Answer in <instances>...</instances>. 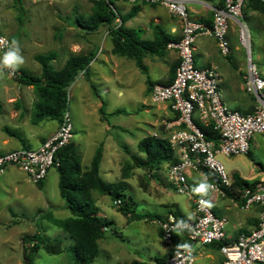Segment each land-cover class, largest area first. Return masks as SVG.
<instances>
[{
  "label": "crops",
  "instance_id": "crops-1",
  "mask_svg": "<svg viewBox=\"0 0 264 264\" xmlns=\"http://www.w3.org/2000/svg\"><path fill=\"white\" fill-rule=\"evenodd\" d=\"M186 1L191 18L208 26L212 25L214 11L225 7L224 0ZM114 5L119 16L115 24L118 26L123 25V27L129 30L135 31L138 37L143 41L155 40L157 34L155 27L163 30L173 42L178 41L182 36L181 21L172 15L164 6L150 4L148 0H138L134 4L116 0V4L114 3ZM252 14L259 15L257 13ZM235 28L236 32H238V23L233 22L230 31H234ZM79 30L83 31L84 36L87 33L86 35L88 37L85 39L90 40L89 37L92 33L81 28ZM95 37L93 41H87L89 42L88 45L91 46L89 51L73 54L88 55L91 52L95 53V57L88 69L81 72L76 78L78 82L81 81L80 85H82V88L78 87L79 83L76 85V87L81 88V90L76 94L73 93V98L78 99L80 107L85 114H89L90 109L100 113L101 108L105 107V104L101 100L96 101L95 99L96 103L93 104V92L91 90L93 86L89 85V80L93 79V77L99 79V81L102 82L101 84L105 85L104 88L107 90L111 88V90L115 93L117 92V94L133 95L136 93V96L140 95L150 98L151 100L152 85L157 83L168 85L174 81L180 63V57L176 50L167 49L163 56L152 54L145 56L143 58V64L147 69L145 72L138 67L135 60L113 53L114 45L108 26L101 27L100 30L96 32ZM234 40H236V42H234ZM234 40L230 42L232 54L229 57H224L220 53L214 38L209 36L198 37L194 50L195 63L199 68L216 69L221 76V89L225 104L230 109L238 110L243 114H249L253 112L254 103L245 95L247 94L244 85L246 75L245 69L241 67L238 68L237 65H233L229 61L231 56L233 59L236 56L239 57L238 59L241 62V58H243L241 48H245L241 45L237 34L234 36ZM23 54L25 64L19 68L20 71H26L25 66H27V63H31L32 60L36 61V56L38 55L34 54L28 59L25 58L26 53L24 51ZM89 72H92V76L90 75L91 77H87ZM82 80H84L83 83ZM93 82L94 81H91L90 83L92 84ZM74 85L75 84H73V86ZM5 86L6 84H4V87L1 89V92H4L2 94L3 98L0 97V156L15 150L39 149L47 139L59 130L61 123L50 119L35 123L33 116L34 111L27 107L23 99L25 90L17 89V91L13 93L9 86ZM26 87L27 90H32L31 92L35 94L33 86ZM38 101L36 95L33 100V108ZM138 104L143 106V111L148 115V119L151 117L150 120H145L147 127L151 129V131H148L147 134L143 132L142 135H145L137 139V145L139 146V142L145 137L156 135L169 140L171 131L168 129L167 124L176 123L179 118L178 113L172 110L171 104L168 102L155 103L152 100L153 105L149 107L150 104L145 98ZM118 111L119 110H115L111 114H116ZM157 122L163 124L161 125L163 127L161 132H159V129L156 130L158 126L156 124ZM140 125L142 129V123L138 124V128H140ZM115 128L117 127L114 126L111 128V126L105 125L104 129L101 131L104 133L102 138H100L99 141L95 140L94 147L91 148H88L81 139L75 142L73 137L71 142L81 157L83 171H86L91 166L99 146L104 145V155L100 173L102 176L104 162L107 158H110L111 163L105 172L111 173L115 181L108 182L104 179V176H102L108 183L121 181L124 168L128 164L131 165L130 154L139 155L138 147L137 152L132 153L126 150L127 148L125 149V146H120L118 143L113 147L106 145L107 133L111 135V132H114ZM175 129H178L176 125ZM120 130L124 129L121 127ZM252 145L258 149H262L264 146V135H255L251 142V147H253ZM174 150L179 162L180 151ZM124 154L128 155L125 156ZM218 158L224 164L231 177H233L234 174H238L244 180L250 183L256 182L257 184L264 180V163H258L251 153L236 157L219 155ZM171 165L164 164L158 173L154 172L151 174L142 169L130 166L129 178L125 181L129 186L132 182L136 183L138 188L144 192V194H147V200H143L146 204V208L142 210L138 208L136 210L134 209L132 218L124 216L121 212L115 215L111 212V207L116 208L111 197L103 196L97 192L93 193L98 215L109 222V225L105 228L103 238L99 240V248L102 246V250L106 252L110 259L106 264H146L139 254V249L144 248L149 249V253L154 251L159 256L155 258L157 263L166 262L175 251L183 248L181 247L182 245H187L188 241L183 232L177 231L174 235L175 240L173 244H166L163 239L160 220L166 219L169 215H175L186 221L196 219L192 196L204 197L208 200L212 210L217 216L225 217L228 220L226 240L229 243L236 241L241 234H250L258 228L261 216V207L258 204L252 205L250 209H245L243 197L240 196L239 193L233 191L232 188H225L221 192H215L210 189L207 195L197 194L194 188H196L201 181L206 178L207 183L211 185V182L209 176L205 172L193 168H189L185 171L191 196L188 194H180L177 192L174 183L169 179ZM115 171H120L121 177L115 176ZM145 175L147 177H145ZM140 176H142V178H139ZM0 179L3 180V185L7 188L8 207L10 208V214L16 219V224L23 222L19 221V219H25L27 215H31L30 217L35 216V221L37 219L39 220V218L47 219L50 215L56 219L71 217L72 214L70 210L67 209L66 202L59 192V173L57 167H53L49 171L42 187L34 184L28 174L14 166L8 167L5 173L0 176ZM213 183H218L216 177ZM49 184H51V192H55L54 195L49 193ZM12 197L15 199L13 200ZM140 197L141 195H139V198H135V201L133 200V205L137 206V204L140 203ZM15 207H20V211L14 210ZM61 213H66V216L67 214L69 216H65L66 218H59L58 215ZM9 221L13 222L12 219ZM39 229L40 228H35V226H33L30 233L33 232L32 234H35ZM63 232L67 235L64 230ZM126 243L133 246L134 250L128 249L127 246L124 245ZM70 246H72V244H69L67 248L63 247L61 255H63L64 251L68 252ZM195 254L196 258L194 264H223L225 260L219 244L195 246ZM119 255H121V257ZM97 258L93 264H96Z\"/></svg>",
  "mask_w": 264,
  "mask_h": 264
},
{
  "label": "built area",
  "instance_id": "built-area-1",
  "mask_svg": "<svg viewBox=\"0 0 264 264\" xmlns=\"http://www.w3.org/2000/svg\"><path fill=\"white\" fill-rule=\"evenodd\" d=\"M90 2L111 3L113 0H88ZM130 4L138 0H122ZM150 4L161 5L182 23V36L171 42L168 49H174L180 57L179 67L171 84H154L151 98L155 103L171 104L178 113L176 123H168L171 131L169 143L180 151V160L170 166L169 179L180 194L191 196L185 171L193 168L217 178L218 183H211L212 191L221 192L232 188V177L219 155L225 157L245 156L250 153L251 142L255 135H264V77L257 66L248 61L245 75V91L255 99L252 113L243 114L230 109L223 100L221 76L214 68H199L195 63V43L200 36H209L216 41L224 57L232 54L229 32L233 22L238 23V39L250 54V35L244 19V7L247 0H224L225 7L214 11L211 26L191 18L186 0H148ZM7 44L0 47V57L7 51L11 40L0 33ZM16 79L18 69L9 75ZM199 121V122H198ZM211 122L219 134L218 144L208 141L199 123ZM178 127V129H175ZM74 126L69 112L64 116L59 130L47 139L37 150L21 149L0 156V176L10 166L17 167L29 175L34 184L44 181L53 167H57L58 152L68 146L73 139ZM244 208L252 205L261 207L260 222L250 234H241L234 242H227L226 227L228 220L217 216L209 207L204 197H193L196 219L186 221L175 215H169L160 221L163 239L171 245L174 235L181 231L186 235L187 248L183 247L172 254L166 262L157 264H194L195 246L219 244L225 260L223 264H264V180L243 193ZM120 205L121 202H115Z\"/></svg>",
  "mask_w": 264,
  "mask_h": 264
},
{
  "label": "rangeland",
  "instance_id": "rangeland-1",
  "mask_svg": "<svg viewBox=\"0 0 264 264\" xmlns=\"http://www.w3.org/2000/svg\"><path fill=\"white\" fill-rule=\"evenodd\" d=\"M21 2L22 6L20 9V7H15L14 0H0V33L7 36L11 41L18 40L20 42L22 55L24 56L23 51L26 53L25 58L30 59V56L34 54L48 55L54 52L58 54V57L52 62V65L55 70H60L64 67L67 59L71 55L89 51L91 46L88 45L89 42L87 41H93L96 38V33H92L89 37L90 40L85 39L88 37L86 35L87 33L84 36L83 31L79 30L80 27L74 25V21L80 17H88L92 14L93 4L90 1L22 0ZM113 2L116 4V0H113ZM244 18L250 35V54L247 50L241 48L243 54L241 62L238 59L239 57L236 56L234 59L231 56L229 61L233 65H237L238 68L241 67L245 69L246 74L250 58L264 77V18L261 15L257 16L252 13H248V16L244 13ZM236 34L238 35L236 28L234 31L229 32L228 37L230 42H233ZM234 42H236V40H234ZM25 69L26 72L32 76H40L42 72L41 65L34 60H32L31 63L29 62V64L27 63ZM90 75L92 76V72H89L87 77ZM75 81L68 88V103L66 110L69 112L74 126L73 137L75 142L81 139L88 148L94 147L95 140L99 141L100 138H102L104 133L101 131L104 129L105 125H109L111 128L116 126L117 128L114 129V132H111V135L107 133L106 145L113 147L118 143L120 146H125V149L127 148L126 150L136 153L138 149L136 143L137 139L142 138L148 131H151L145 123V120H150L151 117L148 119V115L143 111V106L138 103L140 101L142 102L145 98L150 104H148L149 107H151V105H153L152 100L140 95L136 96V93L133 95L117 94V92L115 93L111 88L109 90L104 88L105 85L101 84L102 82H100L99 79L93 77V79L89 80V85L94 87H91L93 92V104L96 103L95 99L96 101L101 100L105 104L103 108L105 114L102 115L101 112H96L93 109H90L89 114H85L80 107L78 99L73 98V93H78L82 88V85H80L81 81ZM83 81L84 80H82V83ZM91 81L94 82L91 84ZM78 83V87L81 88L76 87ZM4 84H6L5 87L9 86L13 93H15L17 89H24L25 93L23 94V99L25 104L28 108L33 109V116L37 114V104L33 108V100L36 95L39 100V95L34 87L35 94L31 92L32 90H27V87L21 85L16 79L9 78L5 73V78L0 79L1 98H3L2 94L4 92H1V89L4 87ZM73 84L75 85L73 86ZM245 95L255 106V99L248 94ZM115 110L119 111L116 114H111ZM100 119L103 120L101 121ZM140 123L143 125L142 129L141 125L140 128H138V124ZM156 124L158 125L156 130L159 129V132H161L163 129L161 125L163 124L160 122ZM121 127L125 131L120 130ZM143 132H145L144 135H142ZM252 146L250 150L252 156L258 163H264V146L262 149H258L254 145ZM124 155L126 156L128 154ZM110 160V158L105 160L102 168V176H104V179L108 182H115L113 180V175L105 172L111 163ZM115 174V176L121 177L120 171H115ZM145 177L147 176L145 175ZM139 178H142V176ZM48 189L49 193L54 195L55 192H51V184L48 185ZM126 193L131 196L134 201L135 198H139V195H141L140 203L137 204V206H133L135 210L137 208L140 210L146 208V204L143 200H147V194H144L136 183L132 182ZM12 199L14 200L15 198L12 197ZM8 206L7 188L3 185V180L0 179V264H25L22 239L24 235L30 233L33 226H35V228H40V232L49 237L52 241L58 243L62 248H67L69 244H74V241L67 236L68 234L66 235L62 229L49 222L52 217L47 219L39 218V220L37 219L35 221V216L30 217L31 215H27L25 219H19V221L23 222L16 224V219L10 214V208ZM14 210L20 211V207H15ZM111 212L115 215L120 214L119 211L113 207H111ZM58 216L59 218H64L66 213H61ZM68 216L67 214L66 217ZM11 219L14 223L9 221ZM32 233L33 232H31L30 235ZM116 241L119 242L118 240ZM124 245H126L128 249L134 250L133 246L129 245V243ZM100 248L96 264H106L110 259L106 252L102 250V246ZM68 252L64 251L63 255H61L62 253L51 255L42 249L37 254L34 264H74L72 258L70 259L71 254ZM139 254L146 264H157L155 258L159 256L154 251L149 253V249L144 248L139 249ZM119 256L121 257V255Z\"/></svg>",
  "mask_w": 264,
  "mask_h": 264
},
{
  "label": "trees",
  "instance_id": "trees-1",
  "mask_svg": "<svg viewBox=\"0 0 264 264\" xmlns=\"http://www.w3.org/2000/svg\"><path fill=\"white\" fill-rule=\"evenodd\" d=\"M21 1L14 0L16 8L20 7L21 9ZM91 3L93 4L92 15L80 17L74 21V24L90 33H96L101 27L108 26L114 45L113 53L135 60L138 67L145 72L147 69L143 64V58L149 54L165 55L169 44L173 42L158 27H155L157 34L154 41H143L135 31L115 24L119 16L114 2ZM244 13L247 16L248 13H257L264 18V0H247ZM57 57L58 54L54 52L48 55L38 54L36 61L42 67L41 75L32 76L21 70L20 75L16 78V81L21 85L33 86L39 95L36 105L37 114L34 116L35 123L45 119L63 122L67 112L68 88L81 72L87 70L95 53L72 55L60 70H55L52 65ZM100 112L102 115L105 114L103 108ZM199 127L208 141L218 144L219 134L211 122L199 123ZM138 148L139 155L130 154L131 165H126L122 180L116 183L106 182L100 173L104 145L99 146L91 166L86 171H83L81 157L72 143L58 152L59 192L72 215L66 219H56L52 215L49 218L52 217L50 222L64 230L74 241L69 252L75 264H93L99 255V240L103 238L105 228L109 225L105 218L98 215L93 193L110 196L114 204L121 202L120 205L115 204V207L124 216L132 218L133 198L126 193L129 185L125 181L129 178L130 166L151 174L158 173L164 164L173 165L178 162L175 150L169 140L158 135L145 137L139 142ZM209 180L213 183L215 177L209 176ZM232 181V190L239 193L240 196H243L246 189L255 187L257 184L244 180L238 174L233 175ZM43 182L37 185L42 187ZM22 241L25 264H34L37 254L42 249L51 255L63 252V248L58 243L52 241L40 230L32 235H24Z\"/></svg>",
  "mask_w": 264,
  "mask_h": 264
},
{
  "label": "clouds",
  "instance_id": "clouds-1",
  "mask_svg": "<svg viewBox=\"0 0 264 264\" xmlns=\"http://www.w3.org/2000/svg\"><path fill=\"white\" fill-rule=\"evenodd\" d=\"M7 44L4 38H0V47ZM25 64L24 56L22 55L21 45L18 40H12L11 44L7 46V51L4 52L3 56L0 57V79L5 78V70H8V74H14L21 66ZM212 185L207 183L205 178L201 181L194 191L200 195H207ZM211 206L210 204L208 205ZM181 247L187 248V245H182Z\"/></svg>",
  "mask_w": 264,
  "mask_h": 264
}]
</instances>
